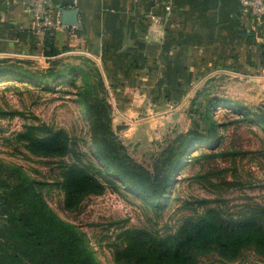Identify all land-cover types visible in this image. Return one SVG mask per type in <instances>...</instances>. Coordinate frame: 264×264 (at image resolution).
Here are the masks:
<instances>
[{"label": "rangeland", "instance_id": "obj_1", "mask_svg": "<svg viewBox=\"0 0 264 264\" xmlns=\"http://www.w3.org/2000/svg\"><path fill=\"white\" fill-rule=\"evenodd\" d=\"M102 102L110 106L109 92L85 56L0 61V243L10 247L1 204L9 185L32 219L63 236L68 226L80 233L97 264H142L145 241L168 249L205 221H253L264 233V77L200 81L182 102L181 122L143 145L113 122L116 137L104 126L91 141L83 103L106 125L112 110L99 112ZM237 239L188 243L183 264H264V239Z\"/></svg>", "mask_w": 264, "mask_h": 264}, {"label": "crops", "instance_id": "obj_2", "mask_svg": "<svg viewBox=\"0 0 264 264\" xmlns=\"http://www.w3.org/2000/svg\"><path fill=\"white\" fill-rule=\"evenodd\" d=\"M51 1L77 18L47 40L35 31L27 0H0V61L74 54L95 61L111 123L129 141L167 135L200 81L264 77V17L247 16L239 0Z\"/></svg>", "mask_w": 264, "mask_h": 264}, {"label": "trees", "instance_id": "obj_3", "mask_svg": "<svg viewBox=\"0 0 264 264\" xmlns=\"http://www.w3.org/2000/svg\"><path fill=\"white\" fill-rule=\"evenodd\" d=\"M50 37L47 35V40ZM54 54L56 52L47 51V55ZM59 73L56 72L54 74L58 75ZM83 107L87 114L91 116L89 125L91 141L94 144L97 142L95 136L100 127H108L109 137L115 135L111 129L110 117L106 125L104 123L98 124L96 114L92 111L91 107L87 103H83ZM110 107L104 102L99 105L98 110L101 112L102 109L109 110ZM100 152L103 153L101 147ZM105 158L111 169L118 170L116 165L112 164L107 157ZM74 169L76 175H83V178L86 177V182L90 183L91 178H87L85 167L75 166ZM173 169H175V166ZM134 175L140 176L139 172L131 173V177ZM170 180H167L164 192H166ZM134 181L132 182L135 185L137 184L139 188L147 190L145 185ZM71 184H73V181H71ZM17 189L16 185H9L2 192L1 204H3V210L7 211L8 218L6 221L9 224L8 232L10 235L8 242H10V247L5 246L4 243H0V264H23L24 262H29V264H97L93 254L85 243V239L80 233L68 226V229H70L69 233L63 236L50 229L44 223L32 219L27 212L28 208L21 206L22 201ZM241 236L254 237L259 242L264 239V233L261 232L259 223L257 222L245 220L231 227H225L220 222L205 221L201 225H193L191 236L189 237L191 239L181 241L174 247L169 246L168 249H164L165 245L159 239H153L149 243L145 241V247H142V250H144V254L141 256L144 261L142 264H183L184 254L182 249L188 243H199L212 237L219 239L222 246H226L234 243ZM5 237H7V234ZM81 253H84V256L81 258V263H77V258L79 256L80 259Z\"/></svg>", "mask_w": 264, "mask_h": 264}, {"label": "built area", "instance_id": "obj_4", "mask_svg": "<svg viewBox=\"0 0 264 264\" xmlns=\"http://www.w3.org/2000/svg\"><path fill=\"white\" fill-rule=\"evenodd\" d=\"M242 11L247 16L264 17V0H239ZM35 31L46 35L56 32L63 26L62 10L53 7L51 0H27ZM170 6H168L169 8Z\"/></svg>", "mask_w": 264, "mask_h": 264}, {"label": "water", "instance_id": "obj_5", "mask_svg": "<svg viewBox=\"0 0 264 264\" xmlns=\"http://www.w3.org/2000/svg\"><path fill=\"white\" fill-rule=\"evenodd\" d=\"M76 18H77V11L75 9H63L62 10L61 21L64 25L76 24Z\"/></svg>", "mask_w": 264, "mask_h": 264}]
</instances>
